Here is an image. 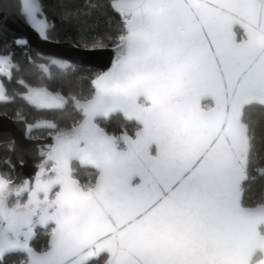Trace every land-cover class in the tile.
Returning a JSON list of instances; mask_svg holds the SVG:
<instances>
[{
    "label": "snow or ice",
    "instance_id": "6c2138e0",
    "mask_svg": "<svg viewBox=\"0 0 264 264\" xmlns=\"http://www.w3.org/2000/svg\"><path fill=\"white\" fill-rule=\"evenodd\" d=\"M111 7L123 25L114 48L111 36L77 45L114 53L90 97L24 85L22 98L36 109L71 103L82 118L67 130L44 119L26 125V138L44 126L52 143L33 182L0 175V261L20 250L26 258L18 264H90L102 253L105 264H257L264 203L245 206L243 196L256 179L250 173L264 168H252L254 133L243 117L264 106V0H112ZM21 13L47 42L54 25L39 18L38 0H22ZM13 45L30 48L24 37L4 47ZM14 55L0 52V75L9 79L20 70ZM36 55L49 78L50 66H70ZM10 100L0 83V101ZM117 113L136 122L133 134L101 127ZM77 161L95 169L85 184ZM22 193L27 203L13 204ZM38 225L51 228L40 250L29 243Z\"/></svg>",
    "mask_w": 264,
    "mask_h": 264
},
{
    "label": "trees",
    "instance_id": "16d2710c",
    "mask_svg": "<svg viewBox=\"0 0 264 264\" xmlns=\"http://www.w3.org/2000/svg\"><path fill=\"white\" fill-rule=\"evenodd\" d=\"M43 9L47 15L50 25H54L49 30V36L55 40H71L78 45L87 42L91 46L92 41L97 37H104L105 43H108L107 37H113V43H118L115 38L121 34L123 27L121 16L112 7V0H40ZM12 39L0 30V52L7 54L13 52L14 64H19L20 70H13L11 79L3 77L7 88V95L11 97L10 102L0 101V113H7L11 117H17V112L25 116L29 122H34L42 118L54 120L60 127V130L68 129L75 121L80 120V111L76 110L71 103L63 110H39L30 105L22 94L27 86H45L52 91H61L63 95H74L79 99L90 97L94 92L91 81L99 71L95 68H82L72 66L66 70H61L55 66L51 67V78L47 76L36 65H33L23 55L28 52L27 49L18 46L4 47L5 42L11 43ZM23 81L24 84L18 83ZM245 122L250 123L254 133L253 139V167L264 168V106L255 104L245 109ZM134 122L124 120L121 115H113L105 123L108 132L117 133L125 129L132 133L135 127ZM50 130H36L33 136H43ZM10 155V144H0V171L4 173L11 172L10 167L5 163ZM75 167L79 169L76 176L83 180L91 176L95 170L91 168H81L77 163ZM254 181L246 183L247 191L243 196L245 206H255L264 203L262 193H264V175H257ZM40 236L35 241V246L44 243L50 233V229L41 230ZM22 253L8 254L0 264H18L24 260ZM106 255H103L98 261H92L90 264L102 262Z\"/></svg>",
    "mask_w": 264,
    "mask_h": 264
},
{
    "label": "water",
    "instance_id": "95a60500",
    "mask_svg": "<svg viewBox=\"0 0 264 264\" xmlns=\"http://www.w3.org/2000/svg\"><path fill=\"white\" fill-rule=\"evenodd\" d=\"M38 2L42 5V2L40 0H38ZM21 5H22V0H0V30L5 35L10 37L12 40L17 37H24L30 42V48H28L27 50L32 55V59L31 60L28 59L31 64L36 65L39 68V64L46 63V60L36 55V53L39 52L44 57L52 56L61 59L63 61L70 62V66L64 69H61L58 66L53 65L61 70H66L72 66H77L82 68H95L99 72H101L107 70L110 67L114 55L113 51H84L80 47H77L78 45L77 43L71 40L61 41L50 38L49 32H48L49 40L47 42L42 40L37 34V32L25 21V18L21 13ZM116 12L118 13V11ZM39 18L46 19V21L50 24L44 9H43V15H41ZM114 45H110V46L114 48ZM51 67L52 66H50L49 68L50 72H51ZM2 76L3 75H0V83L4 85L7 94V88L4 84ZM113 115H121L124 118V120L129 122H134L136 124L135 121L124 117L122 113H117ZM42 119L52 120L49 118H42ZM36 122L37 120L34 122H29L26 117L24 121H19L17 117H11L7 113H0V144H10V155L6 158L5 163L14 172V178L12 179L14 185L20 184L25 180L29 182L34 181V178L39 171V166L43 163L45 159V157L41 155V150L43 149L44 151H47V148L45 146L52 143V139L50 135L45 137L33 136V133L36 130L48 129L47 127L44 126H40L28 130L27 138H26V125L35 124ZM101 127L104 126L101 125ZM129 134L131 135V133ZM8 161H10V163H8ZM21 161H23L22 164ZM74 163H77L82 168H91L95 170L94 167H92L91 165L81 164L78 161ZM0 175L3 174L0 172ZM25 195L27 194L22 193L19 198L14 197L15 202L17 199H19V202L21 204L27 203L28 196L26 202L22 203V200L24 199ZM250 207H254V206H250ZM37 228L47 230L49 226L38 225ZM37 228L35 230V235L29 241L31 246H33L32 242L37 236V232H38ZM49 239H50V235L48 237V241ZM12 253H23V252L20 250H16ZM103 255L106 254L102 253L99 257L93 258L92 261L99 260ZM259 259H264V257H261ZM259 259L257 260V264L259 262ZM92 261H90V263Z\"/></svg>",
    "mask_w": 264,
    "mask_h": 264
},
{
    "label": "flooded vegetation",
    "instance_id": "af4514ba",
    "mask_svg": "<svg viewBox=\"0 0 264 264\" xmlns=\"http://www.w3.org/2000/svg\"><path fill=\"white\" fill-rule=\"evenodd\" d=\"M3 77L4 76H2V79H3ZM7 77V76H6ZM136 129V125H135V127H134V130ZM134 130H133V132H134ZM50 132V131H49ZM49 132L47 133V134H45V135H43V136H41V137H45V136H48L49 135ZM133 132L131 133V134H133ZM35 137H38V136H35ZM80 167V166H79ZM82 168V167H81ZM260 168H263V167H260ZM12 170V169H11ZM74 170L77 172V173H79L80 171H79V169L77 168V167H75V163H74ZM1 172V171H0ZM6 178H9V179H13L14 178V172H13V170L11 171V172H8V173H4V172H1ZM26 199H27V195H25L24 196V199L22 200V203H24V202H26ZM12 203L14 204L15 203V198L13 197L12 198ZM48 229H50V227L48 228ZM41 230H43V229H41V228H37V236L35 237V239L33 240V242H32V245L37 249V250H40V249H42L46 244H47V242H48V238H47V240L44 242V243H42L40 246H39V248H37L36 246H35V241H36V239L40 236V234L42 233L41 232ZM49 237V236H48ZM11 254H13V253H11ZM23 254V253H22ZM8 255V254H7ZM25 255V254H24ZM26 258V255H25V257H24V259ZM106 258L107 257H105L104 258V260L102 261V262H98V264H104V262L106 261ZM259 258H261V257H257V260L259 259ZM96 261H98V260H96Z\"/></svg>",
    "mask_w": 264,
    "mask_h": 264
},
{
    "label": "built area",
    "instance_id": "2783aa9c",
    "mask_svg": "<svg viewBox=\"0 0 264 264\" xmlns=\"http://www.w3.org/2000/svg\"><path fill=\"white\" fill-rule=\"evenodd\" d=\"M110 119V118H109ZM109 119H107L106 121H102L101 122V125L105 127V123L109 121ZM122 131H126L125 129H122L121 131L117 132V133H114V134H120ZM111 133V132H110ZM255 168H259L258 166L256 167H253V169ZM255 172V171H254ZM76 171H75V175H76ZM252 175V172L250 173ZM77 177V176H76ZM78 178V177H77ZM90 178V176H88L87 178L83 179V180H80L81 184H85L87 183L88 179ZM79 179V178H78Z\"/></svg>",
    "mask_w": 264,
    "mask_h": 264
},
{
    "label": "rangeland",
    "instance_id": "374dc122",
    "mask_svg": "<svg viewBox=\"0 0 264 264\" xmlns=\"http://www.w3.org/2000/svg\"><path fill=\"white\" fill-rule=\"evenodd\" d=\"M50 231H51V228H50Z\"/></svg>",
    "mask_w": 264,
    "mask_h": 264
}]
</instances>
